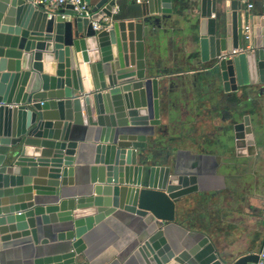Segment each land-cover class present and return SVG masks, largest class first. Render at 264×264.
Segmentation results:
<instances>
[{
  "label": "water",
  "instance_id": "1",
  "mask_svg": "<svg viewBox=\"0 0 264 264\" xmlns=\"http://www.w3.org/2000/svg\"><path fill=\"white\" fill-rule=\"evenodd\" d=\"M121 2L81 0L49 17L29 0H0V252L29 238L54 246L33 264H101L89 246L115 220L136 225L130 250L142 264H257L264 193L250 253L238 256L204 231H172L182 198L207 175L197 160L172 164L164 154L161 104L177 72L160 61L173 2L114 11ZM191 6L187 42L200 56L185 55L183 66L222 99L234 96L227 129L237 156H255L259 138L264 148V113L259 126L252 117L264 110V14L240 0ZM104 17L109 24L95 29Z\"/></svg>",
  "mask_w": 264,
  "mask_h": 264
},
{
  "label": "crops",
  "instance_id": "2",
  "mask_svg": "<svg viewBox=\"0 0 264 264\" xmlns=\"http://www.w3.org/2000/svg\"><path fill=\"white\" fill-rule=\"evenodd\" d=\"M172 2L174 17L166 28L160 61L162 69L177 72L161 104L168 138L164 154H170L172 164L178 160L187 166L197 160L198 170L207 174L201 191L182 198L172 231L178 235L204 231L220 247L242 256L253 251L250 244L255 232L254 221L264 193V148L259 138V154L237 156L234 133L227 129L230 111L234 110V96L229 94L228 99H222L224 94L221 90L215 93L207 78L187 71L191 65L183 66L187 54H193L195 58L200 56L198 50H189L187 42L188 23L195 10L191 0ZM120 8L136 11L138 4L122 0L121 6L115 7L114 11ZM189 9H193L192 14L188 13ZM250 10L263 15L262 0H254V7ZM260 109L252 108L253 121L258 126L260 114L264 113ZM218 143L222 145L219 147ZM127 222L110 220V225L98 228L96 241L89 246L95 261L101 264H142L130 250L137 227ZM46 237L53 238L42 231L40 238L45 240ZM52 245L37 246L29 238L9 242L0 252V264H33L34 257L50 253ZM64 245L68 246V243Z\"/></svg>",
  "mask_w": 264,
  "mask_h": 264
},
{
  "label": "built area",
  "instance_id": "3",
  "mask_svg": "<svg viewBox=\"0 0 264 264\" xmlns=\"http://www.w3.org/2000/svg\"><path fill=\"white\" fill-rule=\"evenodd\" d=\"M32 3H34L37 6H42L45 7L48 11H49V17H51L53 14H56L57 12H59L60 9L65 8V6L68 3H72L75 6L76 9H78L77 4H79L81 2V0H29ZM136 2L137 4H141L147 0H131ZM243 3L246 4L248 9H252L254 7V0H240ZM263 2V6H264V0H262ZM83 9H85V7L83 6ZM87 16L91 17V13L89 11H87ZM63 17H65V15H63ZM110 22L108 17H104V19L101 22L98 21H94V28L95 29H101L102 27H105L106 25H108ZM247 30H249V26H246ZM237 50H233V53H236ZM257 264H264V251L260 254V258Z\"/></svg>",
  "mask_w": 264,
  "mask_h": 264
},
{
  "label": "flooded vegetation",
  "instance_id": "4",
  "mask_svg": "<svg viewBox=\"0 0 264 264\" xmlns=\"http://www.w3.org/2000/svg\"><path fill=\"white\" fill-rule=\"evenodd\" d=\"M233 103V102H232Z\"/></svg>",
  "mask_w": 264,
  "mask_h": 264
}]
</instances>
